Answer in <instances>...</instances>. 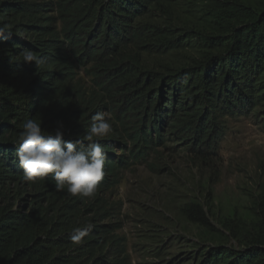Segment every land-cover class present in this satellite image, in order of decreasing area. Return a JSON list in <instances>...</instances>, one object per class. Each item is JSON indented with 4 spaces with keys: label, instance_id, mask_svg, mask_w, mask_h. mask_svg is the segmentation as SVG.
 Segmentation results:
<instances>
[{
    "label": "trees",
    "instance_id": "16d2710c",
    "mask_svg": "<svg viewBox=\"0 0 264 264\" xmlns=\"http://www.w3.org/2000/svg\"><path fill=\"white\" fill-rule=\"evenodd\" d=\"M230 1L234 15L228 17L236 25L227 46L217 53L214 51L220 41L208 37L205 43L206 35L200 38L202 42L193 36L181 41L183 35L176 34L177 27L173 26L171 2L57 0L52 9L48 3L33 4L34 9L16 2L6 6L11 19L5 22L0 17V25H7L14 34L0 38V185L9 180L16 182L18 190L28 186L35 193L27 213L0 204V264H129L111 225L94 224L95 219L85 216L87 198L72 196L66 188L57 190L51 176L35 182L23 180L14 154L27 119H41V125L48 120L56 125L62 122L63 139L76 143L89 129L97 106L104 107V102L112 104V109L116 107L113 114L120 122L118 126L126 130V138L122 140L116 129L106 139L96 138L107 153L104 172L108 173L94 195L97 200L102 189L109 191L115 186L119 168L130 166L131 158L145 156L144 144L152 143L153 134L160 141L157 130L170 117L177 120L171 124L175 135L196 143L197 148L205 146L195 152L206 158L203 153L219 139L222 116H240L255 108L264 112V0ZM150 2L154 5L148 11ZM154 9L149 18L157 21L132 26V17ZM47 10L56 12V17L43 16ZM92 23L93 31L85 34L89 40L96 34L93 40L101 46L82 40L80 32ZM29 28L36 31L32 40L25 37ZM236 30L243 34L236 35ZM143 38L155 42L153 45L168 57L180 49L187 50L181 52V59L172 61L171 67L176 66V70L170 67V73L161 77L154 90L146 87L149 75L139 71L144 66ZM24 49L45 57L46 64L37 68L34 62H12L10 58L16 60ZM76 64L89 66L86 72L95 87L80 84ZM166 64V60L160 61L163 68ZM35 85L41 91L33 90ZM33 91L38 92L39 99ZM119 114L128 115V121L140 122L139 127L127 130L121 120L126 118H119ZM261 119L264 121V115ZM127 142L133 143L132 149H127ZM117 147L122 150L118 155ZM198 213L201 215L199 208L186 207L187 217L193 214L196 222L206 224ZM88 224L92 225L88 235L79 245L74 244L73 230ZM229 231L241 248L228 254V264H264V199L257 203L252 221ZM113 243L116 254L110 252ZM222 263L218 260L214 264Z\"/></svg>",
    "mask_w": 264,
    "mask_h": 264
},
{
    "label": "rangeland",
    "instance_id": "374dc122",
    "mask_svg": "<svg viewBox=\"0 0 264 264\" xmlns=\"http://www.w3.org/2000/svg\"><path fill=\"white\" fill-rule=\"evenodd\" d=\"M161 1L164 4L171 2L174 7L173 26L177 27L176 34L183 35L181 41L193 36L198 42H202L200 38L206 35L203 40L205 43L210 40L208 37L220 41L219 48L214 53L227 46L236 25L230 23L228 17L234 15L230 10L232 1ZM221 1H227L228 4H222ZM15 2L23 4L24 7L32 6V9L33 4L48 3L52 9L57 0H0V17L5 22L11 19L6 6ZM151 3L147 5L148 11L149 7L154 5ZM155 10L149 14L131 16L132 26L157 21V18H149ZM55 13L47 10L43 16L56 17ZM27 14L33 16L32 12ZM92 25L93 23L86 24L84 32L80 33L86 43L92 40L95 44L93 39L96 34L91 35V40L85 34L93 31L94 27L90 28ZM35 32L29 28L25 31V37L32 40L33 35L36 36ZM235 32L236 35L243 34L242 31ZM142 41L146 46L141 49L144 66H139V71L149 75L150 83L146 87L154 90L159 87L161 77L170 73L174 62L181 59V52L187 50L180 49L168 57V54H162L160 49L153 45L155 42H151L149 38H143ZM96 44L102 45L101 42ZM161 60H166L168 69L160 66ZM76 67L80 84L95 87L86 72L89 66L86 68L85 65L76 64ZM175 67H171L172 71L176 70ZM33 90L41 91L36 85ZM36 93L38 92L33 91L32 95L39 99L40 96ZM152 102L156 104V100ZM103 104L104 107L95 108L93 115L102 112L110 116L113 129L118 131L117 134L120 132L122 140H125L126 130L118 126L120 122L113 114L116 107L112 109V104ZM150 112L148 117L151 119L153 112ZM197 113V117L200 116V113ZM263 113L261 108H255L240 116H222L219 139L209 146V151L203 153L206 158L195 152L205 146L197 148L196 143L182 140L175 135L171 124H176L177 120L170 117L157 130L161 136L160 141L158 135L153 134L152 143L144 144L145 156L131 158L130 166L118 169L117 183L112 189H102L98 193L99 200L94 197L84 200V208L87 209L85 216L89 220L95 219L94 224L111 225L112 235L123 245L121 249L127 255L129 264H214L218 260L222 261V264H228L229 255L241 248L229 228L238 230L244 223L252 221L257 203L264 199V121L261 119ZM120 116L121 114L119 118ZM48 117L51 119L53 116L49 114ZM121 117L126 118L121 120L127 130L139 127L140 122L128 121V115ZM48 121L44 122L41 128L52 132L57 125L52 120ZM91 123L92 120L90 125ZM111 133L99 139H106ZM132 148L133 143L127 142V149ZM121 151L117 147L115 154L118 155ZM107 175L108 173L104 172V177H108ZM4 182V186L0 185L1 206L27 213L33 201L32 194L35 192L28 186L18 190L16 182L13 181ZM40 198L43 200V197ZM189 205L199 208L201 215H197L205 220L206 224L196 222L193 214L192 217L186 216L185 210ZM99 217H103V220L100 221ZM114 245L115 243L110 252L116 254L117 247ZM109 260L112 261L113 257H109Z\"/></svg>",
    "mask_w": 264,
    "mask_h": 264
},
{
    "label": "clouds",
    "instance_id": "9594fccd",
    "mask_svg": "<svg viewBox=\"0 0 264 264\" xmlns=\"http://www.w3.org/2000/svg\"><path fill=\"white\" fill-rule=\"evenodd\" d=\"M14 33L7 25H0V38L8 39ZM14 63H35L38 67L46 64L42 55L33 50H22ZM89 129L76 143L65 141L64 125L57 122L53 132L42 130L41 119H27L23 123L16 145L15 157L23 170V180L35 182L38 178L51 176L57 190L67 189L72 196L94 197L104 177L107 153L96 138L108 136L113 131L110 116L97 112L91 117ZM87 142V146H84ZM80 147H77V145ZM92 225L75 228L71 235L74 244L79 245L88 235Z\"/></svg>",
    "mask_w": 264,
    "mask_h": 264
}]
</instances>
